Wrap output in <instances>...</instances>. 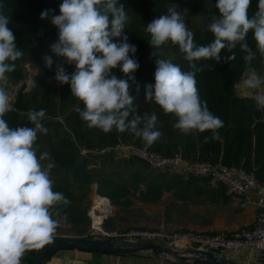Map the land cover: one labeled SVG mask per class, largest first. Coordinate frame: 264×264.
Returning a JSON list of instances; mask_svg holds the SVG:
<instances>
[{
  "label": "clouds",
  "instance_id": "1",
  "mask_svg": "<svg viewBox=\"0 0 264 264\" xmlns=\"http://www.w3.org/2000/svg\"><path fill=\"white\" fill-rule=\"evenodd\" d=\"M250 4L251 0H217L218 16L207 24L214 39L206 46L194 43V34L184 19L186 10L177 11L178 5L173 4L165 15L146 26L154 49L171 42L187 62L185 71L170 59H156L154 83L144 85L145 102L173 114V128L181 133L207 131L211 133V137H205L207 142L217 138V130L224 124L200 99L196 75L209 66H198V61L220 62L222 50L231 52L239 44L246 63L251 64L257 53L264 63V0H258L257 11L251 17ZM40 19H50L57 29L50 52L74 65L71 74L57 65L54 79L61 85L68 84L71 95L83 103V110L78 111L87 126L104 133L114 128L130 132L146 147L156 142L161 135L156 129L157 115L138 114L134 106L136 95L131 89L135 86L139 93L140 85L133 75L139 64L133 58L136 47L123 34L129 21L123 4L118 5L117 0H62L59 15L43 10ZM249 31L253 33L255 51L246 42ZM15 39L9 17L0 13V264H21L27 251L50 243L59 226L51 209L60 202L69 203L62 193L53 191L49 173L54 165L42 164L48 153L38 157L34 147L37 134L48 131L42 123L45 110L29 112L32 127L12 128L4 119L12 110L5 88L7 74L16 70L15 61L23 56ZM43 61L46 68L54 63L49 55ZM117 67L125 78L112 74ZM32 83L36 85L34 80ZM237 86L251 91L256 107L264 111V93L258 91L264 87V77L252 71Z\"/></svg>",
  "mask_w": 264,
  "mask_h": 264
},
{
  "label": "trees",
  "instance_id": "2",
  "mask_svg": "<svg viewBox=\"0 0 264 264\" xmlns=\"http://www.w3.org/2000/svg\"><path fill=\"white\" fill-rule=\"evenodd\" d=\"M217 0H117V4L131 3L135 10L143 16H148L150 12L167 13L169 7L175 3H180L191 13H202L210 21L218 16V10L215 8ZM62 0H0V13L9 17V27L14 33L16 39L15 44L23 56L15 61L16 70L8 73V80L13 84L24 76L22 67L23 61L26 59L28 52L34 45H40L57 38V29L50 23V19H40V13L43 10H50L51 15H59V6ZM258 0H251L248 9L251 17L257 11ZM136 20L127 25L123 34L127 35L128 43L134 45L137 49L133 58L138 62L139 68L133 74L136 83L140 85L139 93L136 94L135 86L131 89V93L136 95L134 106L137 113L143 115L145 112L155 113L157 117L166 120L168 114H165L159 106L154 103H146L144 99V85L151 84V71L147 66V46L152 47L149 43L150 36L147 32L138 29L139 25ZM194 34V43L206 46L214 39L212 34L207 30V26L192 30ZM118 39V38H117ZM246 42L249 47L255 51V41L253 33L249 31ZM179 51L178 47L166 42ZM181 54V53H180ZM245 53L241 51L239 44L229 52L228 49L221 51V61L216 62L198 61V66L205 67L204 71L197 73V88L200 99L207 102L208 109L223 122V127L218 129V136L215 139L209 138L207 142L205 137H211V133H199L201 153L196 159H209L212 161H220L226 165L234 166L244 171H254L259 180L264 179V111L259 110L252 96H242L237 93V83L242 71L248 67H256L264 64L257 53L256 58L248 64L244 61ZM182 58L183 55L181 54ZM234 57L229 59V57ZM185 71L188 70L187 62L183 59ZM68 74L75 69L66 62L63 63ZM112 74L117 78H125L120 72L119 67L112 70ZM42 90L36 87L34 90L23 91L25 85H21L14 96L11 105L12 110L6 113L4 119L12 128L19 126L32 127L33 125L28 119L31 111H38L44 107L55 105L57 115L61 114V121H47L60 126L56 127L55 138L50 147V159L58 168L69 171L72 177L78 181H88L93 179L98 181L99 194L107 195L109 191L110 198L120 194L121 188L115 182L112 176L103 173L102 168L91 165L90 160L92 154H100V152L111 151L116 145L125 143L120 140V133L115 128L104 133L96 128H89L87 123L83 121L78 110H83L82 103H71L73 96L70 92L68 84H59L52 77L51 81L44 80ZM48 101L41 102L44 96ZM61 126L64 131H61ZM156 129L161 133L159 139L154 142L150 149L157 150L163 154H171L179 151L180 140L175 141L170 137V133L163 131L165 128L157 119ZM128 137L133 138V144H143L142 139L135 137L128 132ZM135 137V138H134ZM185 138V137H184ZM86 147L92 152L81 153L80 149ZM100 151V152H99ZM182 153V152H181ZM183 155V154H182ZM137 159V158H136ZM91 165V166H90ZM90 166V167H89ZM62 180V178L60 179ZM62 186L53 189V191L62 193V190L69 186V183L62 182ZM107 184V185H106ZM106 185V187H105ZM108 190H107V189ZM63 192L62 194H64ZM101 195V196H103ZM105 197V196H104ZM69 203L64 204L62 210L68 221L74 223L86 220L82 216L87 205L77 204L74 200H67ZM82 213V215H77ZM74 235H79L75 234ZM56 249L52 250L46 258H48ZM32 251H27L22 258L21 264H29Z\"/></svg>",
  "mask_w": 264,
  "mask_h": 264
},
{
  "label": "crops",
  "instance_id": "3",
  "mask_svg": "<svg viewBox=\"0 0 264 264\" xmlns=\"http://www.w3.org/2000/svg\"><path fill=\"white\" fill-rule=\"evenodd\" d=\"M194 137L195 133L191 140L181 141L178 146L188 160L196 159L201 153ZM90 163L98 168H106V174L112 176L120 186V194L111 199L114 210L112 218L123 226L157 227L165 224L197 231L229 232L248 226L254 220V207L242 208L239 197L227 195L222 186L207 178L184 177L155 170L136 157L117 153L114 149L92 154ZM232 255L231 258L241 264H264V250L243 248ZM42 264L173 263L150 256L60 248L45 258Z\"/></svg>",
  "mask_w": 264,
  "mask_h": 264
},
{
  "label": "built area",
  "instance_id": "4",
  "mask_svg": "<svg viewBox=\"0 0 264 264\" xmlns=\"http://www.w3.org/2000/svg\"><path fill=\"white\" fill-rule=\"evenodd\" d=\"M21 79L15 83L17 88L9 96V100L11 98L10 103L21 87ZM18 86L20 87L18 88ZM116 146L118 147L113 149L117 153L136 157L155 170L167 171L184 177H202L214 181L223 187L227 195L239 197L242 208L254 207V220L248 226L238 227L229 232L197 231L169 227L165 224H160L157 227L129 226L119 230H108L103 226V222L110 212L109 201L107 199L109 208L104 210L99 206L97 207L94 198L92 206L87 211V216L91 219V229L87 234L128 237L176 245H197L201 248L213 249L229 257L243 248L264 250V179L259 180L254 171H244L209 159L188 160L178 152L163 154L146 147L145 144L126 143ZM80 152L92 151L82 147ZM99 215H103V217L96 221Z\"/></svg>",
  "mask_w": 264,
  "mask_h": 264
},
{
  "label": "rangeland",
  "instance_id": "5",
  "mask_svg": "<svg viewBox=\"0 0 264 264\" xmlns=\"http://www.w3.org/2000/svg\"><path fill=\"white\" fill-rule=\"evenodd\" d=\"M175 5H178L177 11L183 12L184 10H186L184 14V19L190 31L195 30L197 28H203L204 26H207V24L211 22L202 13L189 12L183 4L175 3ZM123 6H124V10L129 15V21L127 25H129V23L132 22L133 20H136L138 23L136 25H139L138 29L144 32H146L145 28L148 25V23H150L153 19L166 14V13L150 12L148 16H143L135 10L134 6L131 3H125ZM56 40L57 38H54L51 40H47L43 44L34 45L28 52L26 59L22 63L24 76L21 79L22 81L21 85H25L23 91L30 92L34 90L36 87H39V89L43 91V89L45 88V86H43V81L45 79L48 81H51L52 77L55 76L56 66L64 65L63 64L65 62L64 58L54 56L49 50L50 45L54 43ZM45 55L52 56L53 58L54 63L51 68H46L44 66L43 57ZM156 59H170L174 63L180 64L182 67V70H185L183 58L180 52L177 51L174 47L164 44L161 47L154 49L153 47L148 48L147 46V66H148V69H150L151 71V78H150L151 84L154 83L153 74L155 71V60ZM71 66L73 67V65ZM252 71H255L257 74L264 77V64L257 65L256 67L251 66V67L244 69L239 77L237 85H239L241 81L246 77V75ZM33 80L36 83L35 86H33V83H32ZM20 86H18V88ZM5 88H6L8 95L11 96L14 90L17 88V86L15 83L13 84L10 80H8L7 84L5 85ZM258 91L261 93H264V87H262ZM45 93L46 92H43L44 96L41 98V102L48 101L45 97ZM237 93L242 96H252L251 91L245 90L242 87H238V86H237ZM244 93H247L250 95H243ZM10 101H11V98H10ZM73 102L74 104L82 103L75 97L73 98L71 103ZM43 109L46 112L45 119H47V121H55V120L61 121V114L57 115V109L55 105L52 104L48 107L47 106L44 107ZM157 118H158V121L161 122L162 126L165 128L163 131H165L166 134L170 133L169 138H172V140H175V141L180 140L182 142H187L188 139L191 140L193 134L195 133L196 138L194 137L193 140L195 141L196 144L200 145V138H199L198 132H192L190 134H183L179 130L173 128V124L175 123V119H176L173 114H168L166 120H162L161 116L160 118L159 117ZM42 123L44 127L47 128L48 131H47V134H43V133L37 134L38 139L35 142L34 147H36L37 149L38 157L41 153H45V152L48 153V159L42 161V164L47 165L49 163H52L54 165V167L50 170V173H49L50 178L54 182L53 189L59 188L60 185L62 186L61 184L62 182L69 183V186L65 188L64 190H62V193L65 192L63 196L67 200H74L77 202V204H82V206L87 205V209L85 210L83 215L82 213L77 214V215L85 216L87 219L82 220L81 222H78V223H74L72 221L67 220L65 213L62 210L63 202H60L57 205H55L51 209V211L53 213V218L59 221V226L56 229V232L54 234L55 235H74L73 233L75 234L80 233L79 235L87 234L88 231L91 229V219L87 216V211L92 206L95 195L99 194L98 192H100L98 191V181H94V178L93 179L88 178V181H78L75 177H72L69 171H65L62 168L56 167V165L50 159L49 150H50V147L52 146V142L54 141V139H56L55 138L56 127L54 126H60V125L53 124L52 122L47 123L46 121ZM63 129H64V126L63 128L61 126V131ZM119 133H120L119 138L121 141H124V138L126 139L125 143H122V144L133 143L132 142L133 138L131 139L128 137L127 131L119 132ZM141 143L144 144V142H141ZM115 147H118V146H115ZM178 153H181V152H178ZM105 169L106 168H102V176L104 175L103 173H106ZM61 178L62 180H60ZM108 193L107 195L99 194V195L105 196L108 199L109 204L111 206L110 212L107 214V217L104 219L103 226L108 230H112V229L119 230V229H124L125 227L127 228V226H123L121 222L117 221L116 218H112L114 210H113V206L111 203V198H110L111 196H109ZM106 220L109 223L105 224ZM232 256H235V255H232Z\"/></svg>",
  "mask_w": 264,
  "mask_h": 264
},
{
  "label": "water",
  "instance_id": "6",
  "mask_svg": "<svg viewBox=\"0 0 264 264\" xmlns=\"http://www.w3.org/2000/svg\"><path fill=\"white\" fill-rule=\"evenodd\" d=\"M76 248L119 255L150 256L173 264H241L213 249L197 245H176L128 237L101 235H53L50 243L33 249L29 264H42L54 249Z\"/></svg>",
  "mask_w": 264,
  "mask_h": 264
},
{
  "label": "bare ground",
  "instance_id": "7",
  "mask_svg": "<svg viewBox=\"0 0 264 264\" xmlns=\"http://www.w3.org/2000/svg\"><path fill=\"white\" fill-rule=\"evenodd\" d=\"M95 204L97 205V207L99 206V208L107 210L109 208L108 204H107V198H104L102 196H100L99 194L95 195ZM103 217V215H99L96 218V221L101 220Z\"/></svg>",
  "mask_w": 264,
  "mask_h": 264
}]
</instances>
